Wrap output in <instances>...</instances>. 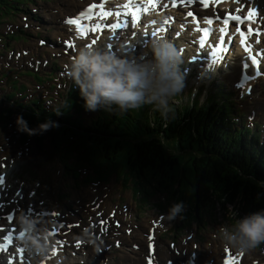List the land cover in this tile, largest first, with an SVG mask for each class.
<instances>
[{
  "label": "trees",
  "instance_id": "16d2710c",
  "mask_svg": "<svg viewBox=\"0 0 264 264\" xmlns=\"http://www.w3.org/2000/svg\"><path fill=\"white\" fill-rule=\"evenodd\" d=\"M20 6H23L22 0H0V16L10 19L9 15H15L13 10H21ZM14 87L21 89L16 82ZM15 94L13 92L8 95L9 99L15 97ZM80 97L79 91L72 89L65 105H59V109L52 113L46 110V102L39 97L33 98L28 104L21 103V99L15 103L34 117L55 120L58 127L52 132L54 139L57 140L58 133L69 142L78 137L74 148L61 156L70 160V151H79L91 158L93 153L98 152L104 162L108 161L114 166L123 164L145 181L151 177L147 184V191H150H146L142 199L144 203L157 190L173 193V197L180 200L177 194L184 190L183 179L190 175L193 177V181H190L198 191L195 206L199 208L201 220V213L205 212L201 203L207 206L211 214L216 201L242 207L247 214L264 209V145L257 149V136L251 141L246 133L242 135L245 129L236 131L235 126L227 123L230 117L227 116L226 105L220 106L211 100L208 106L200 105L192 109L186 106L181 109L170 101L171 111L167 116H163L151 105H148V109L134 112L98 110L88 116L81 113L85 108L84 103L78 101ZM148 110L155 111L159 122L167 128L158 126L161 129L157 130L152 127ZM206 125H218L216 128L219 134L213 131L210 134L213 145L217 147L220 143L224 149L215 154L208 152L198 155L191 140L195 131H200V126ZM173 135L177 139L176 149L171 143ZM187 150L191 153L190 157L187 156ZM198 151L201 152V149ZM203 185L205 190L199 188ZM191 217L195 220L193 213Z\"/></svg>",
  "mask_w": 264,
  "mask_h": 264
},
{
  "label": "clouds",
  "instance_id": "9594fccd",
  "mask_svg": "<svg viewBox=\"0 0 264 264\" xmlns=\"http://www.w3.org/2000/svg\"><path fill=\"white\" fill-rule=\"evenodd\" d=\"M183 63L178 49L163 35L153 36L146 49L137 54L117 53L109 45L86 44L66 65L67 73L84 101L86 111L128 112L151 105L163 116L171 111L170 101L185 88ZM21 131L33 134L23 117ZM58 127L54 121L40 125L42 131ZM184 202L172 204L166 214L175 220L184 211ZM23 236L20 247L43 259L56 250L47 226L21 211L16 218ZM223 246L247 253L264 244V209L250 212L219 228ZM87 235V233H85ZM63 257L56 260L62 264Z\"/></svg>",
  "mask_w": 264,
  "mask_h": 264
},
{
  "label": "rangeland",
  "instance_id": "374dc122",
  "mask_svg": "<svg viewBox=\"0 0 264 264\" xmlns=\"http://www.w3.org/2000/svg\"><path fill=\"white\" fill-rule=\"evenodd\" d=\"M56 4H59V0H44V1H38L35 4H32V6H30L29 8H26V7H24V8L29 9V11L31 12V9L33 7L37 9L43 5L44 6L45 5L53 6ZM40 10L43 13V15H45V12H43V9H40ZM55 10H56V8H55ZM19 13L21 14V17H22L23 12H19ZM49 14H50V12H49ZM25 15L28 16V22L29 23L31 22L32 25L36 21H38V19L40 18L38 16H37V19L35 17L29 18L30 15L31 16L35 15V13L32 14V12L30 13V15H28L26 13H25ZM50 17H51V14H50ZM24 22L25 21L22 18H17V19H15L14 23L9 22V21H6L5 23H1L0 28L1 29L4 28L2 30L4 33H11L12 31L18 32L19 28L22 27ZM10 23L13 26L15 25V26H20V27H18V29H15V30L12 28L8 30L7 28H5V26H6V24L8 25ZM41 29L39 28L38 30L41 32L44 31L43 35H45L47 33L46 39H50V41H51V38L55 39V36H54L55 32H54L53 28H49V29L41 28ZM26 32H27L26 33V36H27L26 44H23V45L18 44V45H16L15 48L17 50H20L22 48V46L23 47L31 46V47H33L34 51L30 50L31 52L27 57L18 58L16 60L17 65L12 64L13 59H16L14 57H12V58H10V57L6 58L5 57V59L3 61L0 59V107L2 106L1 105L2 103L4 104L6 102V98L4 99L5 91L7 92V94H9L10 92L13 91L11 89V81H8L6 79L2 80V78H3L2 76H4V75H12L13 81L17 80L18 82L20 81L22 83V85H27V87H28L27 91L32 90L34 92V96L36 94L45 92L43 95L45 98H54L55 96H59L62 93H68L69 84H68V87L67 86L63 87V85H61L59 87V85H57L54 81H49V82H46V84H42V85L38 86L33 81L28 82L30 80V78L28 76H22L21 75L25 71H28V70L32 71V72H41V76H44L50 72L49 68L42 69V65H41L40 70L36 71L33 68H31L27 63H23L26 59H28L31 56H34V58H35V59H32L33 63H35V61L38 62L37 58H40V57H41V59L45 58L46 57L45 53L48 50L47 47H43V46L38 45L37 38L35 37L36 34H38V36H39V33H37V29L27 28ZM43 35L40 34V38ZM3 48H4V46L1 45V43H0V55L2 53L6 56L8 53L4 52ZM55 60L56 59L52 58L47 62V64H50ZM69 81H70V79H69ZM59 83H60V81H59ZM260 87L261 86H259V88ZM2 88H5V90H3ZM175 97H174V101L176 103H179L180 105L181 104L186 105L190 101V100H188L189 97H188L186 91L180 96V98L176 97L177 98L176 99ZM58 103L59 102L54 100V101H51L49 103V106L54 104L53 107H55ZM53 107L50 106L49 108H53ZM3 109L4 108H2V110ZM32 119H36L34 117V115L33 116L31 115L29 117V120L33 124L34 121H32ZM37 119H41V117H38ZM17 120H18V118H15L12 121L8 122V124L9 123H11V124H9L5 128H3L0 125V137L3 138L4 134H5V130L10 128L13 131L11 133V137H9V136L6 137V141L11 138L12 142L15 143L16 146H19L18 139L22 138L23 141H25V139H24L22 131L19 128ZM262 122H263V119L261 118L260 123H262ZM50 131H51V129L48 131H42L41 129H38V130H35L34 132L37 133L41 137H45L46 134H49ZM17 136H18V139H17ZM262 138L264 139V135L262 136ZM34 141H35V146L30 144V143L25 144L24 145L25 147H24L23 151L21 152L22 154L20 153L19 157L16 160L14 159L15 161H13L11 164H9L8 176L10 179H12L15 182H19L25 186H29V188L35 187V185L39 186V187L33 188L34 191H36V197L39 195V190L41 191V193L48 191V194L51 193V190H52V192L53 191L56 192L57 200L60 199L64 193H68V194L73 193V191H75L74 188H76V189L80 188V190H82L84 188H89V186H91L90 182H88V181L80 183V184H76L73 179L68 177L70 171H68V169L62 164V162L59 159V156L57 154H55L54 151H52V150L49 151V149L52 148L51 142H47L45 147L43 148L40 146V142H39V140H37L36 135L34 136ZM6 146H7V144H6ZM10 146H11V144H10ZM211 153H213V152H211ZM82 158H83V162L90 164L93 167H95V169L98 173L103 174L105 176L110 175L107 179H105V181H107V182H105L107 184V186L111 183L114 184V186L116 184L117 189H120L121 191L129 192L127 195L130 197V194L132 191L130 189H128L126 187L125 183L119 179V175L122 176V178L125 177L126 173H125V167L124 166H122L120 164H118L117 166H114L108 161L104 162L102 160V158L99 156L98 152L93 153L91 155V158L89 157V155L83 154ZM90 172H91V169H89V172L84 171L82 173V176H84L85 180H92V178H89V176L91 175ZM77 173H79V172H77ZM111 175H113V176L111 177ZM130 176L131 175H128L127 178L130 179ZM55 178L58 180H56ZM190 180L193 181V177L190 175L183 179L184 190L177 194L178 198H180V200L177 201V199H175L173 197V193H171L169 195L170 199L173 200V201L171 200L169 202V205L171 206L172 205L171 203L174 204V203H179L182 201V202H184L185 209H186L183 212H186V213H189L191 211L193 212L195 209L194 202L193 203H191V202H192L193 196L195 194L196 185H193ZM96 181H98V180H96ZM42 182H43V185H47L49 189L47 188L45 190L43 187H41L40 185ZM137 182L138 183L135 187H136L138 196L140 198L141 195H143V196L145 195V191L141 192L142 185L147 186V183L146 182L144 183V181H139V180ZM66 183H71L73 187L71 189H67L65 187ZM101 183H102V181L99 182L98 184H101ZM81 185L83 187H80ZM199 188L203 189V190L206 189V187L204 185L202 187H199ZM185 191H187V193H186L187 196L185 195ZM115 192H116V190L113 189V193H115ZM202 194H203V191H202ZM122 198H123V200H127L126 197H122ZM140 200L142 201V198ZM52 201H54V200H52ZM158 201H160L161 202L160 205L168 211V209H169V207L167 205L168 203L166 204L163 197H161L159 199L158 198L154 199V201H153L154 205ZM59 204H61V203L59 202ZM133 204L135 205L134 201H133ZM147 208L148 207L143 204L141 209H138L137 211L134 209L133 210L134 216L139 217V216L143 215L144 217H142V219L140 221L145 220L146 216L149 214V210H152V209L146 210ZM206 208H207V206H206ZM153 210H154V213H157V211L155 209H153ZM221 214H222V216H221ZM246 214L247 213L242 209V207H238V206L235 207L234 204H224V201L223 202L220 201L219 205L216 206L215 208H213V215H214L213 221H214V223H218V224H214V225L210 224V229L208 227H204V226L198 225V224H194L192 227H194L193 229H196L195 227H199V231H200L199 232V238L206 240L207 239L206 236H210V234L207 233L208 230L218 231L222 225L228 224L230 222H234L236 219L243 217ZM205 215L208 216V213H205ZM183 220H184V217H181V216H178L175 220H168L167 216H166L163 221L168 225V227H169L168 229H170L171 227L175 228L176 225L179 224V226L177 228L182 230V227L180 225H181V222ZM219 224H220V226L215 227V225H219ZM211 228H213V229H211ZM183 231H177L176 236L179 237L181 234H186ZM166 235H169L168 231H167ZM195 236L197 237V229L195 230L194 237ZM260 246L264 247V244H262ZM260 254H259V256H260ZM260 261L262 262L261 259H260Z\"/></svg>",
  "mask_w": 264,
  "mask_h": 264
},
{
  "label": "bare ground",
  "instance_id": "6f19581e",
  "mask_svg": "<svg viewBox=\"0 0 264 264\" xmlns=\"http://www.w3.org/2000/svg\"><path fill=\"white\" fill-rule=\"evenodd\" d=\"M258 0H255V2H257ZM69 4L67 5V6H60L59 8H57V11H51L50 12V14L53 16V17H61V16H63L67 11H70V10H75V9H77V8H80V7H82L83 6V2L82 1H80V0H69V1H67ZM41 26V25H40ZM58 29V28H57ZM58 33H59V29H58ZM143 44V43H142ZM237 66H240L239 64H234V63H230L229 64V66L228 67H222L221 68V70H219L216 74H217V78H221L224 82H226V83H228V81H231L232 80V77H233V75L236 77V79H238L239 78V76H240V71H241V66L240 67H237ZM227 69H230V72H227ZM231 83L233 84V82L231 81ZM261 84H264V78H260V79H258L257 80V82L255 83V88L257 89V90H261V87H262V85ZM259 86H261L260 88H259ZM259 88V89H258ZM260 96H262V98L261 99H259L258 101H259V110H261L262 109V105H263V103H264V88L262 89V92H261V95ZM255 97H252V98H250V99H248L247 100V102L249 103V102H251L253 99H254ZM260 112V111H259ZM1 145V148H0V151L1 150H3V149H5L7 146H6V144L5 143H2V144H0ZM2 154L1 155H3V152H1ZM13 181H10V183H12ZM4 187V184L2 183V184H0V188L2 189ZM15 198H20V195H16L15 196ZM215 199V198H214ZM219 200V199H218ZM99 202H100V200H99ZM216 206H218L219 205V203L216 201V204H215ZM215 206V207H216ZM230 207V206H229ZM236 207V206H235ZM222 208V207H221ZM219 210V209H218ZM21 211H23V209L21 208V209H19L18 210V215H17V217L20 215V213H21ZM228 212V211H227ZM226 212V213H227ZM225 213V212H224ZM228 214V213H227ZM231 214V213H230ZM229 214V215H230ZM8 215V214H7ZM30 215H32L34 218H36L37 220H39L40 222H42V220H43V218H44V215H39V216H37L36 217V215H35V212H34V209H33V211H32V213L30 214ZM134 215V214H133ZM219 215V214H218ZM221 216H222V214H221ZM135 218H137L136 216H135ZM6 221H9V219L7 218V217H5L4 219H3V222H6ZM15 221H17V219L15 220ZM211 221H212V224L214 225V222H213V220L211 219ZM211 229H213V228H211ZM195 231V230H194ZM138 237H139V234H137V239H138ZM208 247H211V245L210 244H208ZM214 249H215V247H214ZM138 250H135V249H131V250H129V249H126V250H121L119 253H118V256L119 257H126V252H129V255H130V257L131 256H134L135 255V253L137 252ZM208 251L206 250V249H203L201 252H200V258H203V257H207L208 258ZM263 257V256H262ZM59 257H58V255H54L53 256V258L49 261V264H56V260L58 259ZM209 258H213L211 255L209 256ZM264 258V257H263ZM261 260H263V259H261ZM39 262H40V260H38L37 261V263H35L32 259H28L27 261H25L23 264H39ZM118 263V262H117ZM136 263V260H135V262H128V263H125V264H135ZM218 264V263H217ZM242 264H248V262H246V261H243V263ZM264 264V263H263Z\"/></svg>",
  "mask_w": 264,
  "mask_h": 264
},
{
  "label": "snow or ice",
  "instance_id": "6c2138e0",
  "mask_svg": "<svg viewBox=\"0 0 264 264\" xmlns=\"http://www.w3.org/2000/svg\"><path fill=\"white\" fill-rule=\"evenodd\" d=\"M192 2H193V0H188V3H192ZM201 2L204 3V6H205V7H207L206 0H201ZM95 7H96L95 5H92V6L87 10V13H91V12H92V9L95 8ZM127 7H128V6L125 5V8H127ZM101 8H103V5H101ZM87 13H82V14H80V18H83L84 15H86ZM108 14H110V13H102V15H108ZM125 15H127V13H125ZM133 15H135V10L133 11ZM188 15L191 16V15H193V13H188ZM256 15H257L256 11H250V12L248 13L247 17L245 18V19L247 20L248 24H251V23L254 22L253 18H254ZM228 19H230V20H234V21H237L238 23H244V19H242V18H241L240 16H238V15L230 16ZM66 23L69 24V25H73V24H77V23H78V20L75 19V18H68V19L66 20ZM207 23H208V24L213 23L212 19H207ZM123 24H124V26H127V19H125V20L123 21ZM95 27L98 28L99 26L97 25V26H95ZM246 31H247L248 33H252L253 30H252L251 27H249V28L246 29ZM256 34H259V33L257 32ZM152 35H153V36H156L157 33H156V32H153ZM241 35L243 36L244 33L242 32ZM245 39H247V37H245ZM42 43H43V42H42ZM221 43H223V42H221ZM91 44H96V40H93ZM109 46L112 47L111 44H109ZM200 47H201V48L204 47L203 42H201ZM254 58H255V57H254ZM222 59H223V56H219V57H218L216 51H213V52H212V63H213L214 66H215L220 60H222ZM53 215H59V214L54 213ZM8 219L10 220V219H12V217L10 216ZM102 223H103V222H102ZM62 226H63V225H62ZM117 226H119V225H118V222H117ZM18 235H20V233H19ZM6 239L9 240V241H11V240H12V237H11V236H8V237H6ZM79 246H80V244H79V242H78V243L76 244V247H79ZM24 251H25V250H24L23 248H20L21 259H23L22 254H23ZM239 255H241V254L231 253L230 256H229V260L226 261L225 264H238V261H239Z\"/></svg>",
  "mask_w": 264,
  "mask_h": 264
}]
</instances>
